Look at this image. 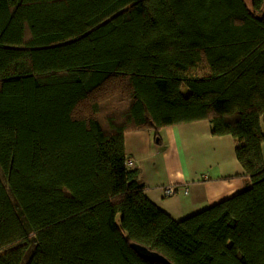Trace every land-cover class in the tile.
Listing matches in <instances>:
<instances>
[{"label":"trees","instance_id":"obj_1","mask_svg":"<svg viewBox=\"0 0 264 264\" xmlns=\"http://www.w3.org/2000/svg\"><path fill=\"white\" fill-rule=\"evenodd\" d=\"M200 120L245 189L175 219L126 133ZM263 144L264 0H0V264H264Z\"/></svg>","mask_w":264,"mask_h":264},{"label":"crops","instance_id":"obj_2","mask_svg":"<svg viewBox=\"0 0 264 264\" xmlns=\"http://www.w3.org/2000/svg\"><path fill=\"white\" fill-rule=\"evenodd\" d=\"M126 151L141 168L148 197L175 219L245 189V171L234 138L214 135L208 120L170 125L158 132L128 131ZM167 185H174L176 194L166 196Z\"/></svg>","mask_w":264,"mask_h":264},{"label":"water","instance_id":"obj_3","mask_svg":"<svg viewBox=\"0 0 264 264\" xmlns=\"http://www.w3.org/2000/svg\"><path fill=\"white\" fill-rule=\"evenodd\" d=\"M133 247L137 251V253L144 259L161 262L164 264H171L166 257L159 254L158 252L148 249L146 246L140 244H134Z\"/></svg>","mask_w":264,"mask_h":264},{"label":"built area","instance_id":"obj_4","mask_svg":"<svg viewBox=\"0 0 264 264\" xmlns=\"http://www.w3.org/2000/svg\"><path fill=\"white\" fill-rule=\"evenodd\" d=\"M134 160L130 158L128 160V165L133 166L134 165ZM187 191V190H186ZM165 195L166 196H173L177 192V188L174 185H167L164 189Z\"/></svg>","mask_w":264,"mask_h":264},{"label":"rangeland","instance_id":"obj_5","mask_svg":"<svg viewBox=\"0 0 264 264\" xmlns=\"http://www.w3.org/2000/svg\"><path fill=\"white\" fill-rule=\"evenodd\" d=\"M247 1V3L250 5V6H252V2H253V0H246ZM200 72L201 73H203L204 71H198V72H195V73H197V74H200ZM176 219H184V218H176Z\"/></svg>","mask_w":264,"mask_h":264}]
</instances>
